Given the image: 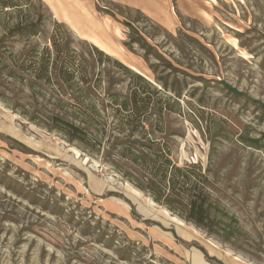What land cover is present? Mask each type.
Wrapping results in <instances>:
<instances>
[{
  "label": "rangeland",
  "instance_id": "rangeland-1",
  "mask_svg": "<svg viewBox=\"0 0 264 264\" xmlns=\"http://www.w3.org/2000/svg\"><path fill=\"white\" fill-rule=\"evenodd\" d=\"M14 1L0 6V264H264V0ZM135 87L153 103L140 116L123 104ZM148 140L201 166L215 232L131 181L127 148Z\"/></svg>",
  "mask_w": 264,
  "mask_h": 264
},
{
  "label": "trees",
  "instance_id": "trees-1",
  "mask_svg": "<svg viewBox=\"0 0 264 264\" xmlns=\"http://www.w3.org/2000/svg\"><path fill=\"white\" fill-rule=\"evenodd\" d=\"M0 6L9 8L21 5L18 1L14 0H0ZM29 6L30 5L26 4L24 7L27 15L24 20L25 25L23 28H25L26 31L25 33L20 31V34L31 36L37 34V27L33 23L34 20H31V14L28 9ZM17 26H19V24ZM52 40V43L57 45L56 41L54 39ZM61 50L63 51V49ZM55 52L59 53L60 49L55 48ZM96 52L99 55L101 54V51ZM50 58L49 49L46 48V51H42L39 60V66L43 68V71H48L51 61ZM54 61H56V59ZM115 64L123 67L118 62H115ZM68 68L69 66L66 65L63 59L58 69L65 70V74L71 75V73L68 72ZM123 68L126 69L125 67ZM137 77L143 80L141 76L137 75ZM37 78L40 79L42 76H37ZM151 102L152 99L149 94L135 87L128 93L123 104L124 107L131 105V115L140 116L141 111L147 109L151 104L153 105ZM156 103H159V101ZM78 117H80V115L77 113L76 118ZM84 120V118L80 119L81 122H84ZM58 121L60 122V128L65 131L70 138H76L80 141L85 139L84 129L63 118L58 119ZM148 143L150 144L148 149L151 151L145 150V143L143 142L139 144L134 142L135 147L132 145V147L127 148L129 161L138 169V171H135L134 175L127 173L131 181H133L139 189L147 192L156 202L166 205L168 209L174 211L180 217H183L187 221H192L196 225L206 228L208 231L215 232L213 228L217 226V221H215V215L211 213L213 205L208 200L205 192L207 176L205 172L202 171L201 166L197 162L178 165L171 159V150L165 142L148 140Z\"/></svg>",
  "mask_w": 264,
  "mask_h": 264
},
{
  "label": "bare ground",
  "instance_id": "bare-ground-1",
  "mask_svg": "<svg viewBox=\"0 0 264 264\" xmlns=\"http://www.w3.org/2000/svg\"><path fill=\"white\" fill-rule=\"evenodd\" d=\"M150 204H152V205H155V203L153 202V201H151V203Z\"/></svg>",
  "mask_w": 264,
  "mask_h": 264
}]
</instances>
